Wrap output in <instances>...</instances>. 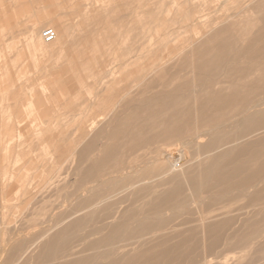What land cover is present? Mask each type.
<instances>
[{
	"label": "rangeland",
	"instance_id": "rangeland-1",
	"mask_svg": "<svg viewBox=\"0 0 264 264\" xmlns=\"http://www.w3.org/2000/svg\"><path fill=\"white\" fill-rule=\"evenodd\" d=\"M41 15L68 53L38 47L61 39ZM260 34L264 0H0V264H264V175L237 170L264 171Z\"/></svg>",
	"mask_w": 264,
	"mask_h": 264
},
{
	"label": "bare ground",
	"instance_id": "bare-ground-1",
	"mask_svg": "<svg viewBox=\"0 0 264 264\" xmlns=\"http://www.w3.org/2000/svg\"><path fill=\"white\" fill-rule=\"evenodd\" d=\"M6 8V7H5ZM2 13H3V11H2ZM7 13V12H6ZM48 16H50V15H48ZM6 17V16H5ZM5 17H4V19H5ZM41 17L43 18V19H49V22L50 23H52L53 24V26H54V28H57L58 29V32H59V38H61L60 39V41L58 40V34H57V31H56V34H57V36H56V39H55V41L54 42H52V43H46L45 41H44V39H43V33H44V31H41L40 32V35L42 34V39H43V41H44V43L45 44H47L45 47H40V46H38L39 48H41L42 49V52H45V54H49V55H51L52 54V52H53V50H56L57 51V53H58V56L59 55H64V54H66V53H68L69 51H70V47H69V42L70 41H68V37L67 36H65V34H67V31H68V29H67V26L66 25H64V24H60V22H58V20H57V18L55 19L54 17H47V15L45 16V18L43 17V15H41ZM41 18V19H42ZM8 19V18H7ZM101 19V18H100ZM228 19H230V18H228ZM228 19H226V20H228ZM231 20V19H230ZM229 20V21H230ZM8 21V20H7ZM31 22V21H30ZM62 22V21H61ZM228 22V21H227ZM10 23V22H9ZM59 23V24H58ZM225 23H226V21H225ZM235 23V22H234ZM32 24V23H31ZM65 24H67V23H65ZM14 25H15V23H14ZM224 25V24H223ZM231 25V24H230ZM229 26V25H228ZM225 27H226V25H225ZM220 28V27H219ZM218 28V29H219ZM222 28V27H221ZM220 28V29H221ZM42 28L39 26H35V27H31L29 30H28V35H29V37L31 38V39H33L35 42H36V40H37V38H38V35H39V31L41 30ZM226 29V28H225ZM217 30V29H216ZM70 31V30H69ZM77 31V30H76ZM261 32L263 31V29H261L260 30ZM77 33V32H76ZM260 33V32H259ZM258 33V34H259ZM89 34H91V33H89ZM213 34H215V33H213ZM216 34H217V32H216ZM205 33L203 34V35H201V37L203 38V37H205ZM213 37H215V39H216V35H212ZM260 36H261V34H260ZM236 37V36H235ZM264 37V36H263ZM262 36H261V38L260 39H262L263 38ZM76 38V37H75ZM81 38V37H80ZM92 38V37H91ZM99 38V37H98ZM211 38V37H210ZM257 38V37H256ZM71 39V38H70ZM213 39V38H212ZM259 39V40H260ZM74 40V39H73ZM77 40V39H76ZM207 40H208V38H207ZM209 40H211V39H209ZM208 40V41H209ZM257 40H258V38H257ZM205 41V42H204ZM212 41V40H211ZM211 41H210V43H211ZM214 41V40H213ZM224 41H225V39H224ZM223 41V42H224ZM230 41V40H229ZM63 44V46L61 47V43ZM203 42L204 43H207L206 42V40H205V38H203ZM203 42H202V44H203ZM218 42V41H217ZM255 42V41H254ZM81 43V42H80ZM209 43V42H208ZM197 44V43H196ZM213 44V43H212ZM231 44V43H230ZM198 45V44H197ZM201 45V44H200ZM211 45V44H210ZM215 45V44H214ZM218 45H219V43H218ZM218 45H216V47L218 46ZM223 45V44H222ZM71 46V45H70ZM76 46V45H75ZM202 46V45H201ZM204 46V45H203ZM213 46V45H212ZM225 46V45H224ZM230 46V45H229ZM210 46H208V48H209ZM196 48H199V46L198 47H196ZM205 48H207V47H205ZM73 49V48H72ZM76 49H78V48H76ZM211 49V48H210ZM259 50L260 49H262V48H258ZM212 50V49H211ZM218 50V49H217ZM200 51V50H199ZM201 51H204V50H201ZM219 51V50H218ZM257 51V50H256ZM93 52H94V50H93ZM221 52V51H220ZM255 52V51H254ZM259 52V51H258ZM257 52V53H258ZM200 53H202V52H200ZM199 53V54H200ZM204 53H205V51H204ZM214 53H215V51H214ZM222 54V53H221ZM221 54L219 55V57H221ZM223 55V54H222ZM226 55H227V53H226ZM119 56V55H118ZM203 56V55H202ZM215 56V55H214ZM51 57V56H50ZM56 57V56H55ZM82 57V56H81ZM218 57V56H217ZM54 58V57H53ZM224 58H225V56H224ZM75 59V58H74ZM79 59H81V58H79ZM79 59H77V60H79ZM103 59V58H102ZM222 60V59H221ZM204 61V60H203ZM65 62V61H64ZM67 62V61H66ZM65 62V63H66ZM75 63V62H74ZM79 63V62H78ZM89 64H90V62H88ZM203 63V62H202ZM87 64V63H86ZM85 64V65H86ZM92 64V63H91ZM90 64V65H91ZM67 65V64H66ZM78 65V64H77ZM207 65V64H206ZM206 65H204V67L206 66ZM210 65V64H209ZM167 66V65H166ZM63 67V66H62ZM91 67H93V66H91ZM161 67V66H160ZM165 67V66H164ZM260 67V66H259ZM58 70H60L59 72L60 73H63V70L61 69V67L59 68L58 67ZM251 70V69H250ZM260 70V69H259ZM193 71V70H192ZM249 71V70H248ZM58 72V71H57ZM80 72V71H79ZM260 72V71H259ZM246 74V73H245ZM54 75V74H53ZM57 75H59V74H57ZM243 75V74H242ZM241 75V76H242ZM5 76V75H4ZM45 76V75H44ZM80 76H82V75H80ZM244 76V75H243ZM5 79V78H4ZM6 81V80H5ZM261 81V80H260ZM60 82H61V80H60ZM85 82V81H84ZM83 82V83H84ZM87 82V81H86ZM123 82V81H122ZM263 82V81H262ZM9 83V82H8ZM66 83V82H65ZM60 84V83H59ZM62 84V83H61ZM10 88V87H9ZM7 89V88H6ZM5 89V90H6ZM121 89V88H120ZM122 90V89H121ZM236 92V91H235ZM2 93V92H1ZM227 93H229V91L228 92H226V94ZM242 94V93H241ZM178 95V94H177ZM231 95V94H230ZM233 96V95H232ZM237 96V95H236ZM235 96V97H236ZM247 96V95H246ZM223 97V96H222ZM242 97V96H241ZM220 98V97H219ZM244 100L246 99V98H244V97H242ZM248 98V97H247ZM208 99V98H207ZM215 99V98H214ZM233 99V98H232ZM231 99V100H232ZM243 99H242V101H243ZM260 99V98H259ZM261 100H262V98H261ZM260 100V101H261ZM209 101V100H208ZM214 101V100H213ZM263 101V100H262ZM236 102H238L237 100H236ZM241 102V101H240ZM248 102V101H247ZM252 103V102H251ZM250 104V103H249ZM253 104V103H252ZM29 105V104H28ZM225 107V106H224ZM228 107V106H227ZM250 107V106H249ZM248 108V107H247ZM225 109V108H224ZM223 109V110H224ZM264 109V102L263 103H255L252 107H250L248 110H246L245 112H246V116L248 115L249 117L251 116V115H253V114H255L256 112H260L261 110H263ZM30 110V109H29ZM219 112H222V111H219ZM244 112V111H243ZM244 112V113H245ZM140 113V112H139ZM258 115H259V113H257ZM263 114V113H262ZM214 115V114H213ZM216 116H217V114H215ZM243 115V114H242ZM257 115V116H258ZM248 116H247V118H248ZM256 116V115H255ZM209 117H212V115L211 116H209ZM250 118H252L253 119V117H250ZM263 118V117H262ZM258 119V118H257ZM260 119V118H259ZM258 119V120H259ZM207 120H209V118L207 119ZM248 120H249V118H248ZM263 120V119H262ZM259 121H261V120H259ZM100 121L98 120L97 121V124L99 123ZM234 122V121H233ZM256 122V121H255ZM255 122L253 123V124H255ZM248 123V122H247ZM205 124V123H204ZM207 124H208V122H207ZM206 124V125H207ZM218 125V124H217ZM188 127V126H187ZM186 127V128H187ZM231 128H232V126H230ZM229 127V128H230ZM194 128V127H193ZM192 128V129H193ZM206 128V127H205ZM220 128V127H219ZM250 128H252V127H250ZM249 128V129H250ZM203 129V128H202ZM223 129H225V128H223ZM189 130V129H188ZM205 130V129H204ZM222 130V129H221ZM234 130H236V129H234ZM248 130V129H247ZM203 131V130H202ZM201 131V132H202ZM223 131V130H222ZM227 131H229V130H227ZM237 131V130H236ZM240 131V130H239ZM238 131V132H239ZM246 131V130H245ZM245 131L244 132H242V133H245ZM196 132H198L197 130H196ZM205 132V131H204ZM217 131H212V132H210V134L209 135H213V134H215ZM225 132H226V130H225ZM203 133V132H202ZM201 133V134H202ZM189 134H190V131H189ZM197 134V133H196ZM240 134V133H239ZM198 135H200V133H198ZM193 136H194V134H193ZM215 136V135H214ZM218 136V135H217ZM206 137V136H205ZM253 137V136H252ZM239 139V138H238ZM238 139H237V141H238ZM248 139H250V138H248ZM169 140V139H168ZM191 140V139H190ZM189 140V141H190ZM255 140V139H254ZM197 141H199V140H197ZM245 141V140H244ZM239 142V141H238ZM171 143V142H170ZM182 143V142H181ZM258 143V142H257ZM175 144V143H174ZM174 144H173V146H174ZM194 144V143H193ZM196 144V143H195ZM200 144H202V143H200ZM191 146H192V143H191ZM166 147V146H165ZM162 148V147H161ZM168 148V147H167ZM170 148V147H169ZM192 148H193V146H192ZM197 148H199V145L197 146ZM235 148H236V146H235ZM159 149H157V151H158ZM188 150V149H187ZM236 150V149H235ZM239 150V149H238ZM74 152V151H73ZM237 152V151H236ZM235 153V152H234ZM182 154L183 153H180L179 154V156H177L176 154H174L173 152H171L170 150L169 151H162L161 152V154H159V156L158 157H156L151 163L152 164H156V163H161L162 165H163V170H162V173L160 174V175H158V177L160 178V177H162V178H166V177H168L169 179H170V181L171 180H173V179H176L177 177H179V175H182L181 174V170H183V169H181V164L183 163V156H182ZM230 155H231V153H229ZM199 156V155H198ZM229 157V156H228ZM247 158V157H246ZM201 159V158H200ZM229 160V159H228ZM227 160V161H228ZM264 159H262V161H263ZM197 161V160H196ZM223 161H225V159H223ZM226 161V162H227ZM240 161V160H239ZM199 162V161H198ZM222 162V161H221ZM251 162V161H250ZM225 163V162H224ZM223 163V164H224ZM256 163H258V162H256ZM256 163H254V164H256ZM184 164H186V163H184ZM241 164V163H240ZM249 164V163H248ZM251 164V163H250ZM259 164V163H258ZM217 166H219V163L217 164ZM236 166V165H235ZM243 166H245V165H243ZM158 167H160V166H158ZM256 167H257V165H256ZM184 168H185V166H184ZM218 168V167H217ZM217 168H215V169H217ZM234 168V167H233ZM214 169V170H215ZM153 170V169H152ZM237 170H239V171H243V172H245L246 170H248V171H251V174L249 175V178L251 177H253V176H255V177H257V176H262V175H264V171H261V172H258V174L256 175L255 173H254V168H253V166L252 165H250V166H245V167H243V169L242 168H237ZM209 172H210V170H208ZM224 171V170H223ZM255 172H257V171H255ZM246 175H248V174H246ZM201 176V175H200ZM244 176V175H243ZM162 178H160V179H162ZM211 178V177H210ZM233 178V174L231 175H225V176H223L222 177V181L223 182H228V181H230L231 179ZM242 179H243V177H241ZM241 178H240V180H241ZM245 178V177H244ZM179 179V178H178ZM178 179H176L177 181H178ZM159 180V179H158ZM186 180V179H185ZM239 180V179H238ZM157 181V180H156ZM147 182V181H146ZM155 182V181H154ZM262 182H263V180H262ZM142 183V182H141ZM153 183V182H152ZM202 183V182H201ZM238 183V182H237ZM261 183V182H260ZM175 184V183H174ZM236 184V183H235ZM263 184V183H262ZM148 185V184H147ZM146 185V186H147ZM155 185V184H154ZM208 185V184H207ZM210 185V184H209ZM209 185L207 186V187H209ZM258 185V184H257ZM134 186V185H133ZM157 186V185H156ZM202 186H206V185H202ZM230 186V185H229ZM259 186V185H258ZM258 186H256V188L258 187ZM131 187V186H130ZM231 187V186H230ZM138 188H139V186H138ZM151 188V187H150ZM225 188V187H224ZM201 189H202V187H201ZM125 190V189H124ZM200 190V189H199ZM251 190H252V188H251ZM256 190V189H255ZM223 191V190H222ZM237 191V190H236ZM143 192H145V191H143ZM187 192V191H186ZM190 192V191H189ZM199 192V191H198ZM239 192H237L236 194H238ZM254 193V192H253ZM197 194V193H196ZM236 194L234 195V196H236ZM240 194V193H239ZM245 194V193H244ZM114 195V194H113ZM219 195V194H218ZM222 195V194H221ZM248 195H250V194H248ZM191 196V195H190ZM227 196V195H226ZM246 196H247V194H246ZM115 197V196H114ZM192 197H194V195L192 196ZM192 197H191V199H192ZM217 197V196H216ZM216 197H214V199H217ZM222 197H225V196H222ZM221 197V198H222ZM243 197V196H242ZM181 198V197H180ZM219 198V197H218ZM226 198V197H225ZM225 198H222L223 200L225 199ZM232 198V197H231ZM239 198V197H238ZM249 198V197H248ZM109 199V198H108ZM107 199V200H108ZM234 200V199H233ZM241 200V199H240ZM230 201V200H229ZM191 202V201H190ZM193 202V201H192ZM184 203V202H183ZM222 203V202H221ZM179 204V203H178ZM215 204V203H214ZM220 204V203H219ZM172 205V204H171ZM175 205V204H174ZM180 205V204H179ZM183 205V204H182ZM181 205V206H182ZM188 205V204H187ZM186 205V206H187ZM100 206V205H99ZM103 206V205H102ZM201 206H202V203H201ZM200 206V207H201ZM97 207V206H96ZM95 207V208H96ZM180 207V206H179ZM190 207H191V205H190ZM190 207H189V209H190ZM199 207V206H198ZM197 207V208H198ZM204 207V206H203ZM98 208V207H97ZM96 208V209H97ZM260 208H262V207H260ZM182 209V208H181ZM208 209V208H207ZM220 209V208H219ZM222 209V208H221ZM100 210H102V209H99V211ZM215 210V209H214ZM95 211V210H94ZM98 211V210H97ZM182 211V210H181ZM187 211H188V208H187ZM201 212L202 211V209L201 210H198V212ZM207 211V210H206ZM116 212V211H115ZM168 212V211H167ZM199 212V213H200ZM226 212V211H225ZM77 213V212H76ZM94 213H96V212H94ZM93 213V215H95ZM117 214V213H116ZM227 214H228V212H227ZM105 215V214H104ZM199 215V214H198ZM229 215V214H228ZM228 215L226 216V217H228ZM79 216V215H78ZM161 216V215H160ZM175 216V215H174ZM203 216V215H202ZM201 216V218L198 220V224L196 225V226H194V227H192V228H189V229H187V227L185 228V230H181V229H175V227H174V230H172V232H173V235L174 234H176V235H180L181 233H183V232H194V233H197V235L200 233V231H206V229L207 228H209V227H211L213 224H215V223H217L221 218H220V216L221 215H216V216H207V217H202ZM223 216V215H222ZM225 216V215H224ZM258 216V215H257ZM75 217V216H74ZM103 217V216H102ZM170 217V216H169ZM173 217V216H172ZM93 218H94V216H93ZM198 218V217H197ZM163 220V219H162ZM224 220V219H223ZM223 220H221V221H223ZM69 221V220H68ZM116 221V220H115ZM118 221V220H117ZM116 221V222H117ZM119 221H120V219H119ZM118 221V222H119ZM123 221H125V220H123ZM154 221V220H153ZM158 221V220H157ZM193 221V220H192ZM220 221V222H221ZM225 221V220H224ZM258 221V220H257ZM81 222V221H80ZM121 222V221H120ZM145 222V221H144ZM143 222V223H144ZM166 222V221H165ZM168 222V221H167ZM66 223V222H65ZM82 223V222H81ZM246 223V222H245ZM114 224H115V222H114ZM139 224H141V222L139 223ZM162 224V223H161ZM252 224H255V223H252ZM256 224H258V223H256ZM79 225V224H78ZM155 225V224H154ZM230 225V224H229ZM57 226V225H56ZM160 226V225H159ZM187 226V225H186ZM244 226V225H243ZM134 227H136V226H134ZM164 227V226H163ZM251 227V226H250ZM61 228V227H60ZM88 228V227H87ZM138 228H139V225H138ZM53 229V228H52ZM137 229V228H136ZM220 229V228H219ZM55 231H58V230H55ZM221 231V230H220ZM131 232V231H130ZM171 232V231H170ZM225 232V231H224ZM165 233H168V232H165ZM204 233V232H203ZM220 233V232H219ZM162 234H164V232L162 233ZM193 234V233H192ZM191 234V235H192ZM202 234V233H201ZM235 234V233H234ZM48 236V235H50V232L49 233H47V234H45L44 236ZM157 235V234H156ZM160 235V234H159ZM187 235V234H186ZM190 235V234H189ZM188 235V236H189ZM196 235V234H195ZM196 235V236H197ZM42 237V238H46V237ZM155 236V235H154ZM158 236V235H157ZM170 236H172V235H170ZM204 236V235H203ZM205 237V236H204ZM219 237V236H218ZM56 239V238H55ZM46 240V239H45ZM210 240V239H209ZM44 241V240H43ZM96 241V240H95ZM94 241V242H95ZM98 241V240H97ZM206 241V240H205ZM212 241V240H211ZM215 241V240H214ZM220 241V240H219ZM160 242V241H159ZM216 242H217V240H216ZM93 243V242H92ZM155 243H157V242H155ZM204 243H206V242H204ZM211 243V242H210ZM209 243V244H210ZM214 243V242H213ZM213 243H212V245H213ZM86 245H90V244H86ZM92 245V244H91ZM208 244H206V246H207ZM87 247V246H86ZM88 247H90V246H88ZM169 247V246H168ZM174 247V246H173ZM172 247V248H173ZM205 247V246H204ZM210 248V247H212L211 245L210 246H207V248ZM164 249H166V248H164ZM203 249V248H202ZM13 250V249H12ZM112 250V249H111ZM163 250V249H162ZM205 250V249H204ZM213 250H215V249H213ZM15 251V250H14ZM16 251H17V248H16ZM113 251V250H112ZM111 251V252H112ZM173 251V250H172ZM202 251V250H201ZM207 251V250H206ZM110 252V251H109ZM114 252V251H113ZM154 252H157V251H154ZM159 252V251H158ZM162 252V251H161ZM164 252V251H163ZM168 252H170L169 250H168ZM14 253V252H13ZM16 253V252H15ZM73 253V252H72ZM77 253V252H76ZM150 254H153V252L151 253V252H149ZM12 254V253H11ZM19 254V253H18ZM67 254V253H66ZM148 254V253H147ZM189 254V253H188ZM23 255V254H22ZM26 255V254H25ZM75 255L76 254H72L70 257H75ZM117 255V254H116ZM146 255V254H145ZM207 255V254H206ZM18 256V255H17ZM78 256H80V255H78ZM102 256V255H101ZM181 256V255H180ZM189 256V255H188ZM14 257H15V255H14ZM64 258H68V256L66 255V257L65 256H63ZM77 257V256H76ZM18 258V257H17ZM23 258V257H22ZM146 258V257H145ZM194 258V257H193ZM75 259V258H74ZM22 260V259H21ZM69 260V259H68ZM79 260V259H78ZM199 260V259H198ZM12 261V260H11ZM17 261V260H16ZM20 261V260H19ZM77 261V260H76ZM86 261V260H85ZM144 261V260H143ZM137 262V261H136ZM169 262V261H168ZM74 262L73 261H70L69 262V264H73ZM164 264V263H163Z\"/></svg>",
	"mask_w": 264,
	"mask_h": 264
},
{
	"label": "built area",
	"instance_id": "built-area-1",
	"mask_svg": "<svg viewBox=\"0 0 264 264\" xmlns=\"http://www.w3.org/2000/svg\"><path fill=\"white\" fill-rule=\"evenodd\" d=\"M56 31L55 29H52V28H48L44 31L43 33V39L46 43H52L55 41L56 39Z\"/></svg>",
	"mask_w": 264,
	"mask_h": 264
},
{
	"label": "crops",
	"instance_id": "crops-1",
	"mask_svg": "<svg viewBox=\"0 0 264 264\" xmlns=\"http://www.w3.org/2000/svg\"><path fill=\"white\" fill-rule=\"evenodd\" d=\"M46 45H47V44H46ZM44 57H50V56H44ZM44 57H43V58H44ZM50 58H51V57H50ZM42 60H43V59H42ZM43 64H44V63H43ZM75 99H76V98H75Z\"/></svg>",
	"mask_w": 264,
	"mask_h": 264
}]
</instances>
